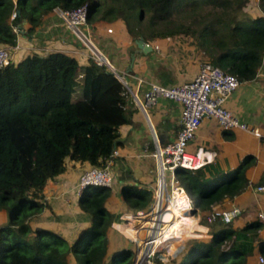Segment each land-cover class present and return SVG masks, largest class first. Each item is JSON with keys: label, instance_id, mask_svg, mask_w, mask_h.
<instances>
[{"label": "trees", "instance_id": "trees-1", "mask_svg": "<svg viewBox=\"0 0 264 264\" xmlns=\"http://www.w3.org/2000/svg\"><path fill=\"white\" fill-rule=\"evenodd\" d=\"M81 5L86 22L120 20L132 39L141 36L152 43L180 33L194 35L202 59L239 81L253 78L264 63V0H0V44L16 43L12 28H21L22 21L28 24L25 32H32L55 8ZM204 5L214 7L199 14ZM238 9L244 16H235ZM175 13L193 16V24L176 22ZM79 57L63 50H25L0 67V209L6 212V221L0 224V264H131L126 259L132 256L130 241L125 244L114 228L109 233L118 240L108 249V227L115 216L105 204L110 186L80 189L71 239L36 223L63 219L53 212L39 213L50 209L41 201V190L63 171L65 159L85 164L84 168L102 165L120 143L119 126L130 121L126 107L130 97L119 80L104 65L87 58L81 63ZM224 131L226 137L232 136L230 130ZM252 161L253 156L246 154L230 168L207 162L193 169L178 167L176 172L193 210L206 211L244 189L245 170ZM119 194L130 210L145 208L150 199L149 189L130 183L121 184ZM195 222L181 214L172 223L170 232L180 233V239L169 244L172 254L194 231ZM261 224L258 218L238 229L219 224L207 240H194L177 264H246ZM123 225L127 236L132 235V229ZM259 249L264 250V240Z\"/></svg>", "mask_w": 264, "mask_h": 264}, {"label": "crops", "instance_id": "crops-1", "mask_svg": "<svg viewBox=\"0 0 264 264\" xmlns=\"http://www.w3.org/2000/svg\"><path fill=\"white\" fill-rule=\"evenodd\" d=\"M253 12H250L251 16L254 15ZM27 26L26 21L21 22L16 42L30 48L16 50L12 57L14 61L21 57L25 50L45 53L50 50L69 52L71 48H82L55 10L45 14L32 32H25ZM107 27L110 31H106ZM80 28L87 33L114 67L125 73L126 79L128 78L131 83L130 87L136 88L138 92L146 88L148 81L169 85L187 80L196 71L198 62L202 59L201 52H198V49L194 50L193 42L189 38L180 40L167 37L150 41L157 44L158 49H154L153 44L145 40L151 49L143 51L135 45L120 20L85 22ZM79 58L81 63L86 59ZM137 78H141L142 81L137 82ZM78 94L77 90L72 97ZM225 105L240 120L249 125L264 127V63L259 66L253 78L239 82L227 96ZM126 107L130 109V121L120 125L118 129L120 143L115 147L116 154L109 166L112 180L110 195L105 202L107 209L118 218L127 211H133L128 209L120 197L121 184L130 183L146 187L153 181L157 166L150 152L156 144H164L175 137L179 116V104L163 97L148 107L146 112L141 111L131 100L127 102ZM230 131L232 136L226 137L227 132L219 128L212 118L205 117L196 129L188 148L194 150L201 146L207 151L214 150L215 155L208 163L219 168L237 165L246 154L253 156L252 163L245 170L248 184L238 194L225 197L216 204L222 207L234 204L239 208V214L230 222L231 227L235 229L256 218L262 221L256 231L257 236L251 240V254L246 264H264V261L259 262L257 259L258 255L264 258L263 250L259 249L260 241L264 240V191L255 189L257 184H264V139H258L249 132L239 129ZM84 165L65 159L63 171L46 181L41 190V201H46L50 209L43 208L39 215L48 216L53 212L63 219L38 221L36 223L39 226L56 229L68 239L72 238L77 224L72 216L79 212L76 202L78 195L76 183ZM259 212L263 217L257 215ZM180 215L176 216L173 222ZM114 220L112 222L116 221ZM5 221L6 212L0 209V224ZM34 223H31L32 226ZM123 223L117 222L116 228L125 234ZM111 229L112 227L109 226L108 233ZM109 235L110 250L111 242L114 243L118 238L116 234L109 233ZM123 241L127 244L125 240Z\"/></svg>", "mask_w": 264, "mask_h": 264}, {"label": "built area", "instance_id": "built-area-1", "mask_svg": "<svg viewBox=\"0 0 264 264\" xmlns=\"http://www.w3.org/2000/svg\"><path fill=\"white\" fill-rule=\"evenodd\" d=\"M54 10L82 46L81 49L71 48L68 51L90 59L95 64L104 65L119 80L124 92H128L130 100L141 111L146 112L148 107L154 105L162 97L172 99L179 104L178 128L175 137L164 144H156L150 152L156 161L157 172L153 181L146 186L150 191L149 202L145 208L127 211L116 220V222L126 223L132 229V235L126 236L114 226V222L111 223L112 228L122 233L130 241L131 264H156L154 258L162 263L168 255H173L169 243L172 240H179L180 235L177 233L169 236L170 234H168L169 237H167L165 234L167 227L165 226L179 214L188 215L196 222L203 220L200 225L206 228L204 236L207 238L211 236L210 230L215 225L230 223L240 212L236 205L222 207L215 203L206 211H194L184 187L175 176V172L178 167L187 169L200 167L211 161L215 155L214 150L207 151L201 146L194 150L188 148L196 129L205 117L212 118L223 130L239 129L249 132L258 139H264L263 126L249 125L240 120L225 105L227 96L240 82L237 77L202 59L198 62L196 71L187 80L169 85L148 81L146 88L138 92L136 88L130 87L125 73L117 70L87 33L80 28V25L86 22L84 5L73 9L55 8ZM14 15L13 11L10 17ZM12 29L17 34L20 31V28L16 26ZM106 31H110V28L107 27ZM152 46L154 49H158L157 44ZM20 48L28 49L30 47H23L17 42L12 46L0 45V67L9 63L13 53ZM80 77L81 73H78L76 79L78 80ZM140 81L142 79L137 78V82ZM115 154L114 148L104 158L102 165L89 166L78 174L76 183L78 193L86 185L110 186L112 177L109 166ZM255 189L264 191V184H257ZM257 215L263 217L260 212ZM257 259L259 262L264 261L262 255H258Z\"/></svg>", "mask_w": 264, "mask_h": 264}, {"label": "rangeland", "instance_id": "rangeland-1", "mask_svg": "<svg viewBox=\"0 0 264 264\" xmlns=\"http://www.w3.org/2000/svg\"><path fill=\"white\" fill-rule=\"evenodd\" d=\"M212 5H204L201 9V11H200V13L199 14H203V13H206V11L207 10H211L212 9V7H214V6H212ZM214 10H216V9H214ZM218 10V9H217ZM234 14H235V16L237 17V18H240V17H242V15L244 16V13L242 12V10H240V9H238L237 11H234L233 12ZM181 13H175L174 15H172V19H174L176 22H183V24L184 25H186L187 23H192L193 22V16H188V15H184V17L183 16H181L180 15ZM147 16V15H146ZM144 17V19H145V22H146V20H147V17ZM193 24V23H192ZM194 24H196V23H194ZM191 26H195V25H191ZM187 35V36H186ZM189 36V37H188ZM170 37H173V38H178V39H180V40H184V39H188V38H190L191 39V42H193V46H194V50H197L198 49V52L200 51L199 50V47L197 46V44L195 43V41L197 40L196 39V37H194V35H190V34H185V33H180V34H178V35H174V36H170ZM201 48H202V46H201ZM128 79V78H127ZM127 81H129V80H127ZM129 84L131 85V83H130V81H129ZM179 172H175V176H176V178H178L179 177ZM72 217H74V216H72ZM114 219L115 220H118L119 218H118V216L117 215H115L114 216ZM114 220V221H115ZM4 223V222H3ZM114 223H116V221L114 222ZM199 224L200 223H203V220H201V221H199L198 222ZM109 226H111V223H110V225ZM200 226V225H199ZM218 225H215L214 227H217ZM112 227V226H111ZM214 227H212V228H214ZM109 228V227H108ZM211 228V229H212ZM124 231H125V234H126V236H127V234H128V232H127V230H126V227L124 226ZM122 234V233H121ZM200 235V236H199ZM122 236H123V238H124V240L127 242V244H128V238L126 237V236H124L123 234H122ZM189 236H193V237H189ZM189 238H186L185 239V241H184V243H183V245L176 251V253L175 254H173L172 256H169L168 255V257L164 260V262H162V263H160V264H177V262H178V260L180 259V257H182V255H183V253H185V251H186V249L190 246V244L194 241V240H205V239H208L207 237H205L204 236V231L202 230V228H201V226L198 228H196V229H194V231L193 232H191L190 234H189ZM175 245V244H174ZM177 245V244H176ZM263 254H264V250H263ZM130 259L131 260V258H132V256L130 257V255L129 256H127L126 257V259Z\"/></svg>", "mask_w": 264, "mask_h": 264}, {"label": "water", "instance_id": "water-1", "mask_svg": "<svg viewBox=\"0 0 264 264\" xmlns=\"http://www.w3.org/2000/svg\"><path fill=\"white\" fill-rule=\"evenodd\" d=\"M133 40H134L135 45H136L138 48H140L141 50L145 51V50H150V49H151L150 45L147 44V43L145 42V40H144L141 36H139V37H137V38H135V39H133ZM190 245H191V244H190Z\"/></svg>", "mask_w": 264, "mask_h": 264}, {"label": "bare ground", "instance_id": "bare-ground-1", "mask_svg": "<svg viewBox=\"0 0 264 264\" xmlns=\"http://www.w3.org/2000/svg\"><path fill=\"white\" fill-rule=\"evenodd\" d=\"M200 155V154H199ZM180 215V214H179ZM175 218V217H174ZM173 218V219H174ZM173 219L172 220H170L169 221V223L165 226V227H167V229H166V235H167V237H169V236H173V235H175V234H177L176 233V231H175V233H173V231L172 232H170V229H171V226H172V222H173ZM197 225H200L198 222H195V226H194V229L197 227ZM168 234H170L169 236H168ZM178 234H180L179 232H178ZM173 241H175V240H173ZM170 244V243H169Z\"/></svg>", "mask_w": 264, "mask_h": 264}]
</instances>
